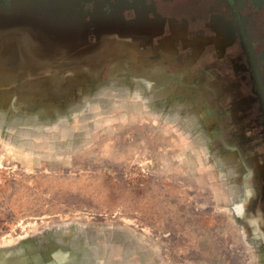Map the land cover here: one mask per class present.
I'll return each instance as SVG.
<instances>
[{
	"label": "rangeland",
	"instance_id": "obj_1",
	"mask_svg": "<svg viewBox=\"0 0 264 264\" xmlns=\"http://www.w3.org/2000/svg\"><path fill=\"white\" fill-rule=\"evenodd\" d=\"M192 15L63 67L0 35V264H264L260 104Z\"/></svg>",
	"mask_w": 264,
	"mask_h": 264
},
{
	"label": "flooded vegetation",
	"instance_id": "obj_2",
	"mask_svg": "<svg viewBox=\"0 0 264 264\" xmlns=\"http://www.w3.org/2000/svg\"><path fill=\"white\" fill-rule=\"evenodd\" d=\"M209 2V0H0V35L10 34L9 40L15 45V34H25L29 40L34 39V45L39 47L32 49L33 54L43 52L40 49L42 47L51 46L54 48L51 55L57 59V61L52 59L54 60L52 62L63 67L64 58L75 55L78 50L76 47L79 48L88 42L91 47L96 39L106 37L105 34L109 37L120 32L121 36L125 33L139 37L146 31H151L154 37L156 33L161 35L160 29H165L166 25L171 29L169 33H172L178 24L187 30L194 7L203 8L206 24L212 27L215 37L227 32L228 39L236 40L241 47L243 52L239 54H243L246 59L249 79L264 118V0ZM200 15L201 12L197 10L196 17ZM110 29L113 31H108ZM23 50H28V44L21 51ZM11 68L14 69L13 66Z\"/></svg>",
	"mask_w": 264,
	"mask_h": 264
}]
</instances>
